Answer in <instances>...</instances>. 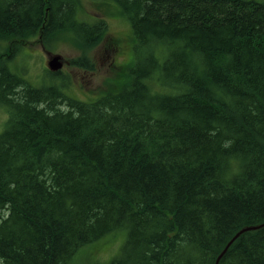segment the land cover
I'll return each mask as SVG.
<instances>
[{"label":"trees","instance_id":"16d2710c","mask_svg":"<svg viewBox=\"0 0 264 264\" xmlns=\"http://www.w3.org/2000/svg\"><path fill=\"white\" fill-rule=\"evenodd\" d=\"M112 1L133 57L83 102L62 72L36 87L9 62L65 34L93 71L107 23L76 19L80 0H0V264H74L121 233L93 264H215L264 223V3ZM219 264H264V227Z\"/></svg>","mask_w":264,"mask_h":264},{"label":"rangeland","instance_id":"374dc122","mask_svg":"<svg viewBox=\"0 0 264 264\" xmlns=\"http://www.w3.org/2000/svg\"><path fill=\"white\" fill-rule=\"evenodd\" d=\"M255 1L264 3V0ZM76 19H81L90 25H93L96 20H104L108 26V35L90 53L93 71L70 66L69 61L78 57L80 51L74 47L71 37L65 34L47 41L49 49L42 42L32 39L11 59L9 68L30 85L43 86L52 80L46 74L49 57L60 55L63 64L60 76L66 86L63 89L64 93L86 102L95 98L100 91H104L107 88L106 83L117 79L116 76L120 74L121 67L131 62L133 41L128 19L122 14L119 5L112 0H80ZM109 39L115 42L114 48L112 45L107 46ZM6 47V43L0 42V51H4ZM60 81L55 79L53 82ZM7 118V112L0 106V133L4 130ZM124 240V233L115 237H106L79 252L74 259V264H93L92 261L105 263L118 254Z\"/></svg>","mask_w":264,"mask_h":264},{"label":"water","instance_id":"95a60500","mask_svg":"<svg viewBox=\"0 0 264 264\" xmlns=\"http://www.w3.org/2000/svg\"><path fill=\"white\" fill-rule=\"evenodd\" d=\"M62 57L60 55H51L49 57V60L47 61V68L50 72L56 73L60 72L62 68ZM264 227V223L261 225H255V226H248L243 227L240 229L225 245L224 249L221 251V253L218 255L215 264H219L220 259L223 257V255L226 253L230 245L243 233L258 230L259 228Z\"/></svg>","mask_w":264,"mask_h":264}]
</instances>
